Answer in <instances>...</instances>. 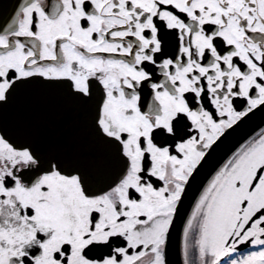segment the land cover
Wrapping results in <instances>:
<instances>
[{"label":"snow or ice","instance_id":"obj_1","mask_svg":"<svg viewBox=\"0 0 264 264\" xmlns=\"http://www.w3.org/2000/svg\"><path fill=\"white\" fill-rule=\"evenodd\" d=\"M0 264H264V0H0Z\"/></svg>","mask_w":264,"mask_h":264},{"label":"flooded vegetation","instance_id":"obj_2","mask_svg":"<svg viewBox=\"0 0 264 264\" xmlns=\"http://www.w3.org/2000/svg\"><path fill=\"white\" fill-rule=\"evenodd\" d=\"M5 2H7V0H5ZM43 103L46 104V105H49V106H54V107H59L60 106V102L59 101L52 100V99L45 100ZM63 111L65 113V116H64V118L62 120L58 121L59 125L62 126L63 123L66 122V120H68V119H76V116L71 113L70 109H63Z\"/></svg>","mask_w":264,"mask_h":264},{"label":"water","instance_id":"obj_3","mask_svg":"<svg viewBox=\"0 0 264 264\" xmlns=\"http://www.w3.org/2000/svg\"><path fill=\"white\" fill-rule=\"evenodd\" d=\"M52 100H54V99H52ZM58 101V100H57ZM44 102V101H43Z\"/></svg>","mask_w":264,"mask_h":264}]
</instances>
